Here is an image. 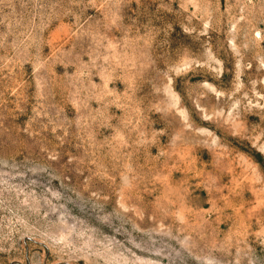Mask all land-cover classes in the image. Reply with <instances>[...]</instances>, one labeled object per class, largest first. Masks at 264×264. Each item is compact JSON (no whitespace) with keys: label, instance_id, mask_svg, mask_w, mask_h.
<instances>
[{"label":"rangeland","instance_id":"rangeland-1","mask_svg":"<svg viewBox=\"0 0 264 264\" xmlns=\"http://www.w3.org/2000/svg\"><path fill=\"white\" fill-rule=\"evenodd\" d=\"M0 264H264V0H0Z\"/></svg>","mask_w":264,"mask_h":264}]
</instances>
